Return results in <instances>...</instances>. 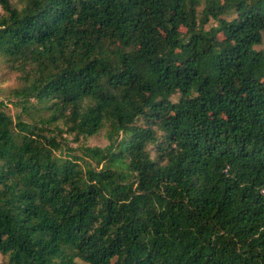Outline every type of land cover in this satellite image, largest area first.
<instances>
[{"label":"trees","instance_id":"16d2710c","mask_svg":"<svg viewBox=\"0 0 264 264\" xmlns=\"http://www.w3.org/2000/svg\"><path fill=\"white\" fill-rule=\"evenodd\" d=\"M0 8V264H264V0Z\"/></svg>","mask_w":264,"mask_h":264},{"label":"rangeland","instance_id":"374dc122","mask_svg":"<svg viewBox=\"0 0 264 264\" xmlns=\"http://www.w3.org/2000/svg\"><path fill=\"white\" fill-rule=\"evenodd\" d=\"M0 12H1V8H0ZM234 15L235 13L231 11L227 14L222 15V17L225 19H231L232 17H234ZM215 24H216V21L210 18L208 23L206 24V28L212 25H215ZM254 48L257 50L259 49L264 50V35H263L262 43L255 45ZM19 74L20 73L5 67V65H3L0 61V100L5 101L6 106H7L6 111L11 114H14L16 109L11 104V100H14V97L9 96V93L13 88H16L19 86L20 84ZM63 137H65L68 140V145L72 147L80 146V148H84V147L96 148V147H103L107 143V138L103 130L96 133L95 135L87 136L78 141L72 140L70 135H63ZM2 261H3V256L0 254V262ZM79 264H88V263L79 261Z\"/></svg>","mask_w":264,"mask_h":264}]
</instances>
